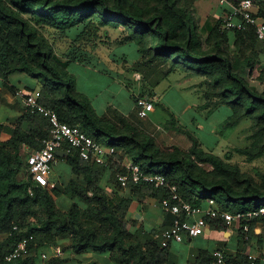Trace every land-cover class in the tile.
I'll return each mask as SVG.
<instances>
[{"label": "trees", "instance_id": "1", "mask_svg": "<svg viewBox=\"0 0 264 264\" xmlns=\"http://www.w3.org/2000/svg\"><path fill=\"white\" fill-rule=\"evenodd\" d=\"M242 1L231 0L233 4ZM251 1L264 15V0ZM223 24L224 20L219 21L205 38L188 0H0V78L7 82L12 74L24 73L39 80L42 104L56 111L62 122L117 148V159L127 158L146 174L165 175L194 207L205 209L212 199L224 212L248 213L264 206V179L259 183L238 165L204 149L184 129L177 130L188 137L191 149L163 151L151 135L141 133L127 118L117 124L98 117L90 101L77 93L67 65L58 60L39 30L48 27L62 34L75 33L80 39L91 29L123 28L126 35L117 42L136 47L140 56L134 63L136 71L145 77L156 75L157 85L176 71L200 77L207 87L204 108L210 113L223 107L229 110V128L250 122L253 142L237 152L254 162L264 157V51L259 50L255 26L245 31H223ZM232 33L233 47L229 42ZM250 79L263 90L250 84ZM25 121L26 128L22 125ZM7 129L0 124V235H9L5 242L0 241L1 263L6 264L5 257L29 236L34 237L30 255L12 264H37L36 253L60 239H71V249L78 255L107 254L116 264L169 262L170 246L163 248L158 239L139 243L124 222L133 198L154 197L162 202L169 197L168 189L147 183L122 188L114 173L126 170L115 169L112 164L118 190L111 197L101 185L110 170L108 165L83 161L73 152L63 159L76 177L49 190L33 181L27 163L29 154L40 150L49 136L47 119L27 112L15 129H8L11 138L3 142L1 137ZM24 147L29 149L27 155L23 154ZM61 195L72 201L66 209L58 204ZM258 219L262 217L241 222L246 242L251 239V223ZM209 223L228 227L221 219ZM225 257L227 264H253L247 255ZM47 264L52 263L49 260ZM196 264L218 263L214 255L202 253Z\"/></svg>", "mask_w": 264, "mask_h": 264}, {"label": "crops", "instance_id": "2", "mask_svg": "<svg viewBox=\"0 0 264 264\" xmlns=\"http://www.w3.org/2000/svg\"><path fill=\"white\" fill-rule=\"evenodd\" d=\"M188 1L190 2L193 14L195 15V11H197L198 15H201L202 25L212 22L213 26H216L219 21L225 18L227 7L221 5L219 0ZM257 13L259 15L258 20L264 22V15L259 14L260 10L258 9ZM229 36L230 45L233 47L235 42L232 41V39H234L233 33ZM259 50L264 51V46L261 43L259 44ZM107 52L104 59L97 58L95 55L78 49H70V51L65 54L66 58L56 55L61 63L67 65L66 71L74 78L77 93L83 95L90 101L98 117L108 118L117 124L121 118H127L141 133L151 135L154 138V133H158L159 130L162 129L161 125L152 117L158 112V109L163 110V114H160L162 121L165 122L168 120L166 115L168 113H172V115L176 114L178 117L182 114L191 120L196 119L199 106L204 104V100L196 98L195 102H193V93L180 90V94L177 95L178 98L182 100V109L178 113L173 112L171 107L165 103L169 89L171 88H166L164 91L162 90L164 93L162 92L163 94L157 97L159 101L156 102V104L152 101L155 106L154 111L150 113L147 119H141L135 107V101L139 93L133 95L129 93L128 96H125L126 87L120 82V78H122L124 71L122 69L120 71L118 70V68H121L125 63H137L138 60H140L136 47L129 44L116 45V47L112 49L108 48ZM85 71L90 72L86 78L89 87H94L96 86L95 83L97 84L95 91H90L86 88H84V90L78 85L77 80L80 78L81 73ZM40 86L41 83L39 80L24 73L12 74L7 82L0 78V124L8 129H15L18 125V121L27 115L24 106L16 97L17 91L19 89L39 90ZM172 105L173 104H171V106ZM223 110L226 111V117L222 119L221 122H224L230 118V111L225 107L213 111L211 115L214 116V118H219V114ZM191 114H193L192 117ZM187 121L190 122V120ZM161 124H163V122H161ZM22 125L26 128L27 122H22ZM8 129L2 134L1 140L3 142L11 138L10 130ZM210 130L212 134H214L215 131L213 129ZM204 140H206V145L209 146L210 150L213 149V146L210 145V141H213L215 144L219 141L214 137L204 138ZM204 140H202L203 143ZM179 148L183 150L185 147L180 146ZM160 149L166 151L162 147H160ZM22 151L24 155L29 153L27 147H24ZM31 153L29 155H31ZM65 157H59L53 166L51 182L54 186H63L76 177L73 168L63 159ZM116 160L108 165L110 170H108L101 184L111 197L114 196V192L118 189L113 182L114 171L111 169L112 167L110 165L114 164L115 169L125 170L127 166L132 163L127 158ZM122 191L124 190L122 189ZM71 203L72 201L64 195L58 198L59 206L64 209L68 208ZM160 203L159 198L154 197L132 199L131 206L124 222L126 223L129 233L138 236L137 239L139 243L147 244L157 240L158 234L172 227L174 216L165 212ZM241 226L242 224L240 221H235L231 226L222 228L218 227L215 223H209L198 237L187 238L182 243H172L169 247L170 259L167 264H196L202 253L213 256L217 251L224 252V254L230 258H236L240 254L247 256L252 255L258 258V264H264V218L255 220L251 223V239L247 242L243 238ZM8 238V234L0 235L1 242H5ZM56 250L62 251V255L58 257L55 256ZM40 253L50 256L52 264H116L111 260V256L107 254L85 252L82 255H78L74 253L71 249V239H60L56 245L40 249ZM40 253L37 252L35 255V259L38 261L37 264L42 260V255L40 257Z\"/></svg>", "mask_w": 264, "mask_h": 264}, {"label": "built area", "instance_id": "3", "mask_svg": "<svg viewBox=\"0 0 264 264\" xmlns=\"http://www.w3.org/2000/svg\"><path fill=\"white\" fill-rule=\"evenodd\" d=\"M220 3L229 6L221 27L223 31H245L249 26H255L258 39L264 45V22L256 18V6L251 0H243L238 4L220 0ZM16 97L27 112L43 116L50 126L49 136L43 140L42 148L32 152L27 159L33 181L38 185L49 190L55 187L51 182V176L53 166L59 159L57 155L59 151L65 152L66 156L77 152L81 160L97 165H109L116 160L117 148L103 145L80 128H73L62 122L56 111L42 104V94L39 90L19 89ZM135 107L141 119H147L155 109L154 103L149 98L137 99ZM125 170V173L117 174V180L122 188H126L130 183H147L155 188H166L169 191V197L162 200L161 206L165 212L174 216V222L171 228L157 235L163 248H168L174 242L182 243L187 238L198 237L211 220L221 219L231 226L235 221H251L264 217V206L248 213L231 214L222 211L214 200L209 199L205 209L194 207L181 197L178 187L171 184L165 175L146 174L140 166L133 163H130ZM244 230L246 232L249 230L248 224L244 226ZM33 242V236L23 238L5 257V263L12 264L17 260L26 259L30 255V244ZM61 255L62 251L56 250L55 256ZM248 256L253 264L258 260L252 255ZM214 257L218 264H227L224 252L217 251ZM49 260L50 256L43 254L39 264H47Z\"/></svg>", "mask_w": 264, "mask_h": 264}, {"label": "rangeland", "instance_id": "4", "mask_svg": "<svg viewBox=\"0 0 264 264\" xmlns=\"http://www.w3.org/2000/svg\"><path fill=\"white\" fill-rule=\"evenodd\" d=\"M228 1L229 3H232L231 0ZM224 6L227 7V14L229 6ZM257 9L258 7H255L256 12ZM195 18L200 28V33H202L206 38L211 29H213L215 26H213L212 22L210 24L208 22L205 25H202V17L201 15H198L197 11H195ZM39 30L40 33L50 43V45H52L55 54L64 58H66L65 54L70 51V49L74 50L78 49L77 47H79L82 51L95 55L97 58L104 59L108 53V48L112 49L116 47V45L118 46L119 43L117 41H121L126 35L123 28H103L101 30L96 28L93 30L91 29L90 33L86 34V36L76 39L77 35L75 33H70L69 35L62 34L61 32L48 27L40 28ZM232 41H234V39H232ZM121 69L124 71V73L122 74V78H120V82L126 87L125 96H128L129 93L130 95L139 93L137 94V99L149 98L156 104V102L159 101L157 97L159 95L161 96L166 88H171L169 89L165 103L171 107L173 112L177 113L182 109V100L178 98L180 90L183 92L188 91L189 93H193V102H195L196 98H199V100H204V104L199 106L197 112L198 115L194 120H191L182 114L178 117L176 114L172 115V113H168L166 114L168 120L165 122L162 121L160 114H163V110L158 109V112L152 117L162 127L158 133H154L155 138L153 137L159 147L164 148L166 151H172L173 148H179L181 146L185 147L183 151L188 152L192 147L191 142L184 133L179 132L177 129H184L191 132L199 140L201 147L206 150L210 149L209 146L206 145V140H204V138L206 139L208 137H214L219 141L217 144H215L213 141L209 140L210 145L213 146L211 151L213 150L217 155L223 157L230 163L238 165L243 173L252 176L257 182L260 183L263 181L264 157L254 162H250L245 156H242L237 152L239 149L250 147L253 142L251 139L253 131L251 129L250 122L245 121L236 128H229L227 126L229 119L221 122V120L226 117L225 110L219 114V118H214V116L211 115L212 112L210 113L211 110L209 108H204L206 103L205 92L207 91V87L202 85V78L190 76L188 73L183 71H176L171 74L168 79L160 81V85H157V83H159V78L156 75L145 77L144 73L136 71L134 63L132 62L125 63L121 68H118L119 71ZM89 73L90 72L88 71L81 73L80 78L77 80L78 85L83 89L86 88L90 91H95L97 84L94 82L96 86L89 87L86 81ZM250 84H252L255 88L257 87L259 91L263 90L262 86L252 79H250ZM186 98L188 99L187 95ZM171 104L173 105L171 106ZM192 116L193 114H191V117ZM187 120H190V122ZM161 122H163V124H161ZM210 129L215 131L214 134H212ZM202 140H204V143ZM202 166L207 170L212 169V167L209 165ZM115 172H117L114 173V176L116 177L119 171ZM113 182L115 183V179H113Z\"/></svg>", "mask_w": 264, "mask_h": 264}, {"label": "water", "instance_id": "5", "mask_svg": "<svg viewBox=\"0 0 264 264\" xmlns=\"http://www.w3.org/2000/svg\"><path fill=\"white\" fill-rule=\"evenodd\" d=\"M57 155H58L59 157H65V156H66V153L63 152V151H59V152L57 153Z\"/></svg>", "mask_w": 264, "mask_h": 264}]
</instances>
